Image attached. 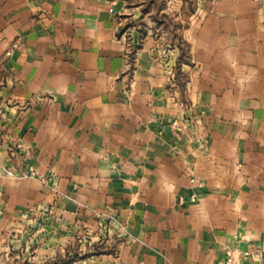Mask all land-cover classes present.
I'll return each instance as SVG.
<instances>
[{
    "label": "crops",
    "instance_id": "crops-1",
    "mask_svg": "<svg viewBox=\"0 0 264 264\" xmlns=\"http://www.w3.org/2000/svg\"><path fill=\"white\" fill-rule=\"evenodd\" d=\"M210 5L180 63L143 3L0 0L4 250L264 264V0Z\"/></svg>",
    "mask_w": 264,
    "mask_h": 264
},
{
    "label": "rangeland",
    "instance_id": "rangeland-1",
    "mask_svg": "<svg viewBox=\"0 0 264 264\" xmlns=\"http://www.w3.org/2000/svg\"><path fill=\"white\" fill-rule=\"evenodd\" d=\"M126 3H134L135 5H139L143 3V7H148V14L146 15L147 21H151V19H159L162 25L163 30H159V32L164 33L165 38L167 40H175L178 44L179 48L181 49V57L180 63L186 60V43L182 39L180 35L177 34L176 22L173 20L172 12H178L180 15L181 21L180 22V29L189 26V18L193 15V18H199L205 12L210 9L211 0H125ZM263 1V0H262ZM161 6V7H159ZM168 7V9H165ZM165 9V11L160 12L161 9ZM158 9V10H157ZM171 14V15H170ZM158 21V20H157ZM197 21V20H196ZM179 26V25H178ZM128 48V54L131 52L130 46ZM179 78L180 87H183L185 84L184 75L181 72H176L174 75L175 79ZM184 107H189L188 103L185 101L183 102ZM177 120V119H174ZM171 121V126L172 122ZM190 125L193 124L192 119H190ZM173 127V126H172ZM174 128H177L175 126ZM44 234V233H43ZM42 237H38V242ZM72 243L69 247V252H65V255L62 257L61 255L57 254L56 257L53 259H49L45 264H76L78 260H82L86 257L91 255H95L98 252L96 248H91V246L87 247L86 249L79 250L75 244ZM77 243V242H76ZM79 244V243H77ZM40 245V244H39ZM4 244L0 245V264H43L40 259L35 258L36 250L38 249L37 244L30 246V248H23L22 250H12L6 249L4 250ZM112 247V246H111ZM107 252V251H105Z\"/></svg>",
    "mask_w": 264,
    "mask_h": 264
},
{
    "label": "built area",
    "instance_id": "built-area-1",
    "mask_svg": "<svg viewBox=\"0 0 264 264\" xmlns=\"http://www.w3.org/2000/svg\"><path fill=\"white\" fill-rule=\"evenodd\" d=\"M172 126L173 127L177 126V120H174L172 122ZM9 173H11L12 175H14L12 172H9ZM26 176H33V172H30L28 174H20L17 177H26ZM0 215H1V209H0ZM227 255L229 256V259H228L227 263L230 264V261H231V259H230L231 253L228 252Z\"/></svg>",
    "mask_w": 264,
    "mask_h": 264
},
{
    "label": "trees",
    "instance_id": "trees-1",
    "mask_svg": "<svg viewBox=\"0 0 264 264\" xmlns=\"http://www.w3.org/2000/svg\"><path fill=\"white\" fill-rule=\"evenodd\" d=\"M159 7H161V6H159ZM146 9H148V7H146Z\"/></svg>",
    "mask_w": 264,
    "mask_h": 264
}]
</instances>
